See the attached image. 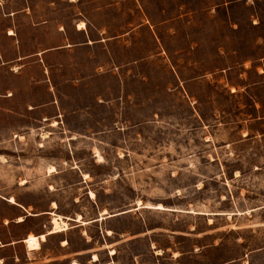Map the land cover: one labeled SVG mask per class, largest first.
<instances>
[{"label":"rangeland","instance_id":"rangeland-1","mask_svg":"<svg viewBox=\"0 0 264 264\" xmlns=\"http://www.w3.org/2000/svg\"><path fill=\"white\" fill-rule=\"evenodd\" d=\"M139 13L89 18L144 25L92 61L52 54L41 85L1 65V240L61 214L72 250L100 264H264V0H139ZM4 30L0 15L10 56Z\"/></svg>","mask_w":264,"mask_h":264},{"label":"crops","instance_id":"crops-1","mask_svg":"<svg viewBox=\"0 0 264 264\" xmlns=\"http://www.w3.org/2000/svg\"><path fill=\"white\" fill-rule=\"evenodd\" d=\"M20 6L14 9H1L0 15L5 18L4 39L10 43V56H3L0 52V67L8 64L7 71L12 76L22 78L23 84L34 87L44 82V76L48 74L50 67L47 58L52 54H70L74 50L88 52L87 59L91 61L96 57L93 52L112 49L125 36H128L143 27L144 23L137 22L130 27H115L111 29L107 22H91L89 18L112 12L114 15L123 16L127 13L130 18L140 20L139 0H19ZM132 4L124 10L125 4ZM3 4L0 1V6ZM3 6V5H2ZM68 9L66 22L60 21V12ZM80 27H82L80 29ZM11 31L12 33H9ZM108 57L113 60L111 55ZM54 64H51L53 66ZM56 65H59L57 60ZM84 80L83 77L79 78ZM12 91L6 89L0 94L4 98H10ZM34 106L29 105L32 110ZM53 203V202H52ZM55 203V202H54ZM52 207H56L52 205ZM54 212H49L52 215ZM56 214V213H55ZM59 215V214H57ZM62 222L67 223L68 218L61 215ZM109 216V215H108ZM105 216V217H108ZM22 219L21 215L17 216ZM103 218V217H101ZM97 217L95 220L101 219ZM6 219V218H5ZM52 228L54 226L53 222ZM52 228L50 230H52ZM68 228L56 229L54 232H40L44 239L39 240V247L29 249L25 243L28 234L22 237L1 240L0 237V264H39L44 261H66V264H100V253L97 249L83 247L72 250L68 234ZM107 231L106 230V234ZM85 232V231H84ZM57 235L54 248L57 254L51 258H45L49 254L41 251L42 242L48 235ZM1 235V233H0ZM84 235H86L84 233ZM84 243L89 242V237H82ZM56 253V252H55ZM114 255L115 252L108 253ZM95 255V258L93 257ZM107 264V263H106Z\"/></svg>","mask_w":264,"mask_h":264},{"label":"bare ground","instance_id":"bare-ground-1","mask_svg":"<svg viewBox=\"0 0 264 264\" xmlns=\"http://www.w3.org/2000/svg\"><path fill=\"white\" fill-rule=\"evenodd\" d=\"M82 27H80L81 29ZM9 33H12L11 31H9ZM13 34V33H12ZM53 223H54V226H53V229L50 231V232H54L56 229L58 230V227H63L65 226V224L61 221V218L60 216H55L53 219H52ZM40 237L43 238V235L41 234ZM25 243L27 245V247L29 249H36L39 247V242H38V237L33 235V234H28L26 239H25ZM95 257V256H94Z\"/></svg>","mask_w":264,"mask_h":264}]
</instances>
